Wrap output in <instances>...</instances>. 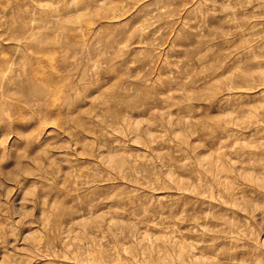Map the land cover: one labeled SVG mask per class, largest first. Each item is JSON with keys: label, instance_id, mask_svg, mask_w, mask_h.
I'll return each instance as SVG.
<instances>
[{"label": "rangeland", "instance_id": "rangeland-1", "mask_svg": "<svg viewBox=\"0 0 264 264\" xmlns=\"http://www.w3.org/2000/svg\"><path fill=\"white\" fill-rule=\"evenodd\" d=\"M0 264H264V0H0Z\"/></svg>", "mask_w": 264, "mask_h": 264}]
</instances>
